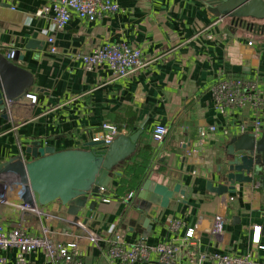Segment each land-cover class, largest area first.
<instances>
[{"label": "crops", "instance_id": "1", "mask_svg": "<svg viewBox=\"0 0 264 264\" xmlns=\"http://www.w3.org/2000/svg\"><path fill=\"white\" fill-rule=\"evenodd\" d=\"M46 3L0 0V53L9 59L13 50L22 57L16 65L32 75L28 92L37 98L34 105L23 98L6 105L7 120L0 119V165L12 159L31 160L25 149L33 141L55 151L82 149L107 123L121 134L141 132L133 155L116 172L121 175L136 158L135 163L143 161L138 157H146L143 180L151 172L153 182L169 188L180 184L185 196L164 209L152 206L147 230L137 223V191L129 192L133 193L129 200V193H114L120 176L114 178L109 192L95 199L88 217L83 211L77 222L57 201L38 207L45 216H23L16 204L23 203L24 185L4 179L0 185L6 186L8 202L0 210V223L21 219L34 236L45 223L58 241L77 244L82 264H126L108 257L116 236L126 244L143 240L156 245L182 238L188 228H196L202 252L248 253L263 261L264 250L252 243V229L260 227L259 244L264 245V190L235 183L233 193L218 196L207 183H223L231 140L252 133L254 119L250 108L218 114L211 86L223 78L257 79L264 97V21L253 31L236 27L229 19L215 18L202 0H118L116 14L93 23L73 17L65 28L56 30L49 17L36 15ZM49 37L55 54L47 50ZM29 41H36V48L26 49ZM106 43L139 49L146 66L124 78L112 76L105 65L86 70L76 56ZM156 124L167 128L160 144L151 139ZM242 124L244 131L238 129ZM210 126L215 131H209ZM202 132H206L205 144L200 146ZM103 197L110 201L103 203ZM217 214L225 219L219 241L210 234ZM191 251L181 249L179 264H193ZM0 256L5 264H15L14 249ZM26 259L30 264H63L41 250ZM137 264H157V258L151 254Z\"/></svg>", "mask_w": 264, "mask_h": 264}, {"label": "water", "instance_id": "2", "mask_svg": "<svg viewBox=\"0 0 264 264\" xmlns=\"http://www.w3.org/2000/svg\"><path fill=\"white\" fill-rule=\"evenodd\" d=\"M217 19H229L236 27L256 30L258 22L264 21V0H202ZM264 30V27L263 29ZM36 41H29L26 49L36 48ZM22 57L16 52L12 58L0 53V119L7 120L6 105L23 97L32 85V75L16 65ZM140 131L118 134L111 144L89 142L82 149L55 151L53 147H41L33 141L25 149L31 160L12 159L0 165V181L9 179L24 185L23 204L45 207L59 202L66 214L79 221L80 214L88 217L97 198L109 192L119 165L133 155ZM230 158L225 162L226 173L222 184L208 190L221 196L234 192V184H253L264 190V132L259 136L244 133L231 140L226 152ZM153 173L146 175L136 194L139 213L137 223L150 230L147 213L152 206L167 208L170 201L184 197L180 184L172 188L151 180ZM34 198V200H33ZM30 215L24 212L23 216ZM85 218V220H86ZM264 232V222L262 225Z\"/></svg>", "mask_w": 264, "mask_h": 264}, {"label": "built area", "instance_id": "3", "mask_svg": "<svg viewBox=\"0 0 264 264\" xmlns=\"http://www.w3.org/2000/svg\"><path fill=\"white\" fill-rule=\"evenodd\" d=\"M119 11L118 0H47L36 13L38 16L49 17L56 30H62L73 17H77L84 23H93L106 15H113ZM220 20V19H219ZM217 21L214 22L216 24ZM48 52L56 53L54 40L47 38ZM14 51L9 52L12 58ZM77 59L82 61L86 70H91L98 65H105L110 74L116 78H124L131 73L141 70L146 66L139 49L125 43H106L92 49L89 53L78 54ZM211 94L215 110L224 115L232 110L250 108L254 113L251 123L252 133L259 136L264 130V97L260 95L257 87V79L232 77L218 79L211 86ZM28 104L36 103V95L26 92L22 97ZM13 104V103H12ZM215 126H210L209 131H215ZM238 129L244 131V125ZM121 134L118 128L111 124H102L100 133L92 138V142H103L108 146L114 138ZM226 134V132H225ZM167 135L164 125L156 124L151 132V139L155 144L163 142ZM206 132L199 135L198 144H205ZM133 197V193L127 195V200ZM103 203H108L109 198L103 197ZM8 202L6 186L0 185V210ZM16 207L21 213L29 212L37 217L45 216L38 206H28L21 202ZM225 219L221 214L213 217L210 234L215 240H221L224 233ZM178 222L172 224L177 228ZM252 243L257 244L259 250H264V245L259 244L260 227L252 229ZM255 233V235H254ZM94 241V239H92ZM199 240L196 237V228H188L184 236L170 242L148 245L143 240L126 244L118 236L107 251L110 261L119 260L126 264H137L147 261L151 254L157 258V264H179L178 255L181 249H192L193 264H264L263 261L254 260L250 254L234 256L229 254L207 253L198 249ZM15 250V264H30L26 256L35 251H43L50 260H59L63 264H82L78 246L75 242H60L54 238V232L41 223L38 235H30L25 223L19 219L9 225L0 223V254L7 250ZM0 264L5 260L0 256Z\"/></svg>", "mask_w": 264, "mask_h": 264}, {"label": "trees", "instance_id": "4", "mask_svg": "<svg viewBox=\"0 0 264 264\" xmlns=\"http://www.w3.org/2000/svg\"><path fill=\"white\" fill-rule=\"evenodd\" d=\"M138 157V156H137ZM143 161H137L135 163L128 164L123 173L120 175V179L116 187L114 188V193L122 196L132 191H138L143 178L146 174L148 158L138 157Z\"/></svg>", "mask_w": 264, "mask_h": 264}, {"label": "rangeland", "instance_id": "5", "mask_svg": "<svg viewBox=\"0 0 264 264\" xmlns=\"http://www.w3.org/2000/svg\"><path fill=\"white\" fill-rule=\"evenodd\" d=\"M19 203V202H18ZM16 205H19V204H16ZM39 232H40V230H39ZM53 232V231H52Z\"/></svg>", "mask_w": 264, "mask_h": 264}]
</instances>
